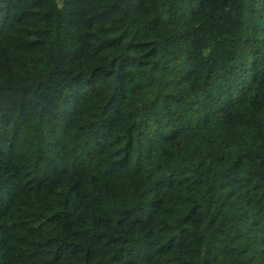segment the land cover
<instances>
[{
	"label": "trees",
	"instance_id": "obj_1",
	"mask_svg": "<svg viewBox=\"0 0 264 264\" xmlns=\"http://www.w3.org/2000/svg\"><path fill=\"white\" fill-rule=\"evenodd\" d=\"M0 264H264V0H0Z\"/></svg>",
	"mask_w": 264,
	"mask_h": 264
},
{
	"label": "rangeland",
	"instance_id": "obj_2",
	"mask_svg": "<svg viewBox=\"0 0 264 264\" xmlns=\"http://www.w3.org/2000/svg\"><path fill=\"white\" fill-rule=\"evenodd\" d=\"M59 2V0H57Z\"/></svg>",
	"mask_w": 264,
	"mask_h": 264
}]
</instances>
